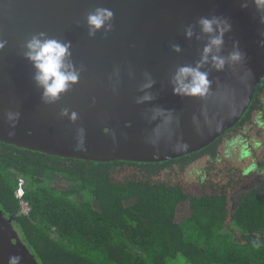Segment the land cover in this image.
Listing matches in <instances>:
<instances>
[{
    "label": "water",
    "instance_id": "1",
    "mask_svg": "<svg viewBox=\"0 0 264 264\" xmlns=\"http://www.w3.org/2000/svg\"><path fill=\"white\" fill-rule=\"evenodd\" d=\"M244 2L0 0V41L7 42L0 49V138L54 153L137 159L167 158L209 143L241 118L264 77V24L253 0H247V8L241 7ZM96 7L113 11V27L106 35L102 27L89 36L86 14ZM213 15L231 23L219 54L227 57L238 41L245 58L216 70L211 66L214 50L200 68L209 73L210 95H176L172 76L180 66L195 67L208 42L197 20ZM189 25L191 37L185 33ZM39 32L71 41L69 59L82 69L79 82L53 104L43 101L36 69L24 56L25 42ZM149 79L152 86L142 88ZM145 94L153 99L138 103ZM65 107L69 115L78 113L75 123L60 115ZM157 108L170 110L171 120ZM9 112L19 113L14 126ZM79 128L86 150H76ZM14 218L0 209V264H9L13 255L21 257L19 264H40Z\"/></svg>",
    "mask_w": 264,
    "mask_h": 264
},
{
    "label": "trees",
    "instance_id": "2",
    "mask_svg": "<svg viewBox=\"0 0 264 264\" xmlns=\"http://www.w3.org/2000/svg\"><path fill=\"white\" fill-rule=\"evenodd\" d=\"M257 119L264 77L233 126L167 158L62 154L0 138V209L15 215L40 264H264ZM19 175L28 213L20 212Z\"/></svg>",
    "mask_w": 264,
    "mask_h": 264
},
{
    "label": "clouds",
    "instance_id": "3",
    "mask_svg": "<svg viewBox=\"0 0 264 264\" xmlns=\"http://www.w3.org/2000/svg\"><path fill=\"white\" fill-rule=\"evenodd\" d=\"M257 12L260 14V23L264 24V0H253ZM242 8H247L248 3L245 0L241 4ZM114 18V13L108 8L96 7L93 11L86 14V22L88 25L89 36H95L96 32L102 27L105 29V35L112 30L111 21ZM107 22V23H106ZM197 24L200 26L201 33L208 37V42L203 47L201 58L197 61L196 66H180L175 74L172 76L171 82L173 84V93L180 96L200 97L206 98L210 95L211 81L208 79L209 73L206 71H200L206 63H209V54L211 55V66L216 70H223L226 63H239L245 58L238 48V41L234 42V50L228 54L227 57L220 55L221 49L224 44V34L231 30V23L225 17L213 15L211 17H200L197 20ZM215 26V27H214ZM185 33L188 37L193 35V25H189ZM264 35V33H261ZM43 38V39H41ZM197 36V39H200ZM6 41H0V49L4 48ZM264 45V41H261ZM24 47L26 51L24 56L29 59L36 73L34 80L38 86H42V99L46 104H53L60 100L61 94L70 90L71 86L79 82L80 71L82 69H76L71 60V41H59L55 38H48L46 33L39 32L33 34L30 39L25 42ZM175 51H180L179 45H172ZM250 71V70H249ZM190 77V79H189ZM154 83L149 79L148 82L142 85V88H149ZM153 99L151 94H145L143 97L138 98L137 102L143 100ZM168 112L166 117L171 120V111L162 108L155 109L157 114H164ZM61 116H69L72 123H75L79 119V115L76 111H72L69 115V109L67 107L62 108L60 111ZM15 117V120H13ZM8 118L13 120V126L16 120L19 118V113H8ZM155 119V115L153 116ZM256 123L260 127H264V121L256 120ZM83 128L78 129V143L76 150H86L83 144ZM9 135H14V132H9ZM231 141L230 143H235ZM187 147V145H183ZM178 150V149H176ZM230 154L226 151L225 157ZM249 153L244 152L242 156H248ZM255 170V165L244 169L243 174L248 175ZM253 247L258 248L259 242L254 240ZM21 257L13 255L9 258V264H19Z\"/></svg>",
    "mask_w": 264,
    "mask_h": 264
},
{
    "label": "built area",
    "instance_id": "4",
    "mask_svg": "<svg viewBox=\"0 0 264 264\" xmlns=\"http://www.w3.org/2000/svg\"><path fill=\"white\" fill-rule=\"evenodd\" d=\"M25 183H26V180H25L24 176L19 175L18 176V185L16 188V195L19 198V202H20V206H21L20 212L28 213L30 210V204L25 199Z\"/></svg>",
    "mask_w": 264,
    "mask_h": 264
},
{
    "label": "flooded vegetation",
    "instance_id": "5",
    "mask_svg": "<svg viewBox=\"0 0 264 264\" xmlns=\"http://www.w3.org/2000/svg\"><path fill=\"white\" fill-rule=\"evenodd\" d=\"M4 215H6L7 217L10 216V215H7V214H5V213H4ZM13 221H14V219H13Z\"/></svg>",
    "mask_w": 264,
    "mask_h": 264
}]
</instances>
